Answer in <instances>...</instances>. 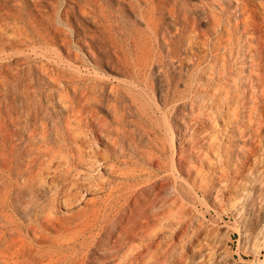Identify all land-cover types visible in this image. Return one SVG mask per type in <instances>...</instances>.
I'll return each mask as SVG.
<instances>
[{
  "label": "rangeland",
  "instance_id": "374dc122",
  "mask_svg": "<svg viewBox=\"0 0 264 264\" xmlns=\"http://www.w3.org/2000/svg\"><path fill=\"white\" fill-rule=\"evenodd\" d=\"M0 264H264V0H0Z\"/></svg>",
  "mask_w": 264,
  "mask_h": 264
},
{
  "label": "bare ground",
  "instance_id": "6f19581e",
  "mask_svg": "<svg viewBox=\"0 0 264 264\" xmlns=\"http://www.w3.org/2000/svg\"><path fill=\"white\" fill-rule=\"evenodd\" d=\"M168 134H169V133H168ZM83 159H84V158H83ZM96 159H97V158H96ZM93 161L96 162L97 160H93ZM96 163H97V162H96ZM92 164H93V163H92ZM92 164H91V166H92ZM85 165H86V164H85ZM95 165H96V164H95ZM95 165H93V166H95ZM91 166H90V167H91ZM88 167H89V166H88ZM95 167H96V166H95ZM95 167H94V168H95ZM90 169H93V167L90 168ZM90 169H88V170H90ZM97 170H98V169H97ZM91 171H93V170H91ZM95 172H96V174H98V172H97L96 170H95ZM139 188H140V187H139ZM74 190H75V189H74ZM66 194H67V193H66ZM67 195H69V194H67ZM67 195H66V198H67V200H68V197H69V196L67 197ZM64 196H65V195H64ZM75 196H76V194H75ZM70 197H71V196H70ZM70 197H69V198H70ZM75 198H77V196H76ZM71 199H72V198H71ZM67 200H66V203L68 202ZM74 200H75V199H74ZM241 233H242V232H241Z\"/></svg>",
  "mask_w": 264,
  "mask_h": 264
}]
</instances>
